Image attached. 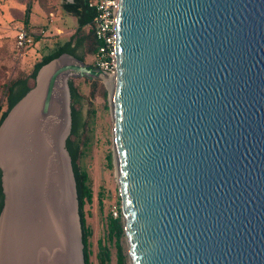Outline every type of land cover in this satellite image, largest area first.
I'll list each match as a JSON object with an SVG mask.
<instances>
[{"label": "water", "instance_id": "1", "mask_svg": "<svg viewBox=\"0 0 264 264\" xmlns=\"http://www.w3.org/2000/svg\"><path fill=\"white\" fill-rule=\"evenodd\" d=\"M115 52V173L130 264H264V0H119ZM62 57L42 100H20L5 117L0 132L8 120L18 126L7 128L3 145L29 122L51 118L61 78L68 136L67 79L105 76ZM25 139L16 161L5 149L8 190L21 168L15 186L24 185L31 214L43 211L39 231L58 243L46 254L83 264L71 165L61 175ZM13 213L14 236L22 224ZM5 225L0 257L17 264L21 255Z\"/></svg>", "mask_w": 264, "mask_h": 264}, {"label": "rangeland", "instance_id": "2", "mask_svg": "<svg viewBox=\"0 0 264 264\" xmlns=\"http://www.w3.org/2000/svg\"><path fill=\"white\" fill-rule=\"evenodd\" d=\"M14 43V37L9 38L5 37V35L0 37V105H2L0 108V113L6 108V105L4 104L5 90L3 88V84L6 83L13 74L11 73L12 67H9V65L13 64L15 60H17L16 58L22 54L17 52ZM93 81L97 82L94 97L90 95V83ZM69 82H72V84L81 94V98L77 100L74 105L76 112V128L74 133L75 136L72 137L71 140L80 144V148L83 149V154L80 158L79 165L88 176V185L92 194L90 204H85L84 206L86 224L91 232L88 238L90 251L89 262L90 264H101L99 259L101 246L104 248L106 247L109 252V259L106 264H118L119 250L124 256V264H130L124 228L123 234L118 239L114 235L109 236L108 233L109 218L122 217L119 184L115 173L111 89L105 84L104 81L100 79L88 81L82 78L69 77L67 79L68 92ZM102 89H104L106 92L105 98L102 97ZM54 96L55 97L51 108V118H46L43 122L41 121L39 125L36 123V126H33V124L29 122L28 125L31 126H28V131H26V127L24 126V128H21V130L13 132L12 135L7 140H5V149L11 151L13 156L11 161L14 162L18 156L25 154L28 144L25 136H28V138L31 139L29 144H32L33 150H37L40 149L43 144L42 131L44 129H46L50 134L54 132L56 133L59 127L56 114L57 110L60 108V102L57 97V93H55ZM69 108L71 119V101L69 103ZM29 118L30 121H32L36 117L31 116ZM56 127L57 129L55 130ZM71 127L72 119L70 122L69 134L64 142L65 151L66 141L71 137ZM82 142H85L84 146L81 145ZM18 150L19 153L17 154ZM5 152L6 151H4V154ZM7 162L10 163L9 158ZM46 162L47 166V164H49L47 159ZM62 163L61 166L58 165V168L60 167L59 169H61L63 172V165L64 169L67 164L70 165V160L66 158L65 154L62 156ZM51 169H53L52 165ZM13 171L16 176L13 178V180L11 179L12 181L10 182L11 185L9 186V192L12 195V200L10 199L8 202L11 204L13 203L14 206L19 205V202L22 203V210L24 209L23 212L21 210L16 214L18 225H22L20 227L14 228V230H16V235L14 236L12 234L13 228H11L9 221L7 222L8 226L5 224L4 225L7 227L5 229L8 230L7 242H9L10 247H13V244L11 245L10 243L14 242L16 253L21 255V257H18L21 258V261H18L17 264H36L38 261L37 258L41 264H71V262H68L67 260L65 261V259L59 263L55 261L56 256H49L46 254V248H52L58 243L56 241L55 244H53L54 242L52 239V234L48 230L45 232L44 230L43 232L39 231L38 228L40 223V227H42V224L44 223L43 211L37 209L35 211V215L31 214L32 210L30 211L31 208L28 206V204H30V197L28 198L27 193H20V190L23 189L24 185L17 183V187L15 186L16 181L20 177L19 174L23 170L20 168L19 173L16 170ZM68 184L69 187L72 186L70 182H68ZM34 189H36L35 182L32 185V190L30 189L31 196L34 192ZM32 218L34 222H32ZM43 255L44 257L42 258ZM78 261V264H81L79 259ZM13 263L16 264V261Z\"/></svg>", "mask_w": 264, "mask_h": 264}, {"label": "crops", "instance_id": "3", "mask_svg": "<svg viewBox=\"0 0 264 264\" xmlns=\"http://www.w3.org/2000/svg\"><path fill=\"white\" fill-rule=\"evenodd\" d=\"M96 1L0 0V37L5 35V37H14L15 39L16 29L24 26L32 40V43L16 58L17 60L9 65V67H12L11 73L13 74L7 83L12 86L11 95H14V98H20L19 101L27 99L28 101L40 102L49 76L55 68L67 61L66 57L57 60L62 55H68L86 64H92L93 55L96 51L92 33V21L83 23L88 18L83 6L86 4L89 11L95 14L94 8L88 6V3L94 4ZM79 21H81L82 25ZM60 51L62 52L58 57L41 66L35 77L32 78L33 70L37 63ZM14 106L9 110L8 114L11 111L9 116L16 113L18 107L14 108ZM9 126L12 128L18 125L14 123L13 119L8 120L3 124L1 130L3 128L7 129ZM4 146H6V142L3 145L1 141L0 156L3 158V163H0V183L3 205L0 214L5 209V220L0 221V226L8 222L14 211L13 208L9 207L10 203L8 200L11 199L9 190L8 188L7 191L5 189V181H7L5 176L7 153L5 152L4 154ZM21 210L22 203L19 202V208H15L14 213H18ZM11 260L9 255L2 256L0 257V264H10L8 262Z\"/></svg>", "mask_w": 264, "mask_h": 264}, {"label": "trees", "instance_id": "4", "mask_svg": "<svg viewBox=\"0 0 264 264\" xmlns=\"http://www.w3.org/2000/svg\"><path fill=\"white\" fill-rule=\"evenodd\" d=\"M83 9L87 13V21L83 23H87L88 21H93L94 13L89 11V8L86 6V4L83 6ZM92 19V20H91ZM79 23L82 25L81 21ZM94 38V35H93ZM94 45L95 49L97 48V41L94 38ZM62 51L58 52L57 54L53 56H49L44 58L41 62L37 63L34 67L32 78L35 77L37 71L39 68L46 63H48L50 60L54 59L55 57H58L61 54ZM91 91L90 95L92 97L95 96L97 82L93 81L90 83ZM4 88V104L6 105L5 110H3L0 113V124L8 114L9 110L19 101L20 98H14V95H11V89L12 86L9 85L7 82L3 84ZM9 93V95H8ZM69 94H70V101H71V119H72V127L70 135L71 137L66 141V151L68 153L69 159H70V165L72 169L73 179H74V185H75V193H76V200H77V213L79 218V224H80V230H81V241H82V258H83V264H90L89 262V243L88 238L91 234L89 227L86 224L85 219V213H84V206L85 204H90L92 194L88 185V176L86 172L80 167L79 161L83 154V149L80 148V144L75 143L71 140L72 137H74L75 133V103L77 100L81 98V94L79 93L78 89L72 84V82H69ZM102 97L105 98L106 92L104 89H102ZM21 97V96H20ZM2 105H0V108ZM82 146L85 145V142H82ZM3 205V194L1 189V183H0V211L2 209ZM108 233L109 236H115L117 239L121 237L123 234V226L121 218H112L110 217L108 220ZM99 259L101 264H106V262L109 259V252L107 248L100 246V254ZM118 264H124V256L121 254V251H118Z\"/></svg>", "mask_w": 264, "mask_h": 264}, {"label": "built area", "instance_id": "5", "mask_svg": "<svg viewBox=\"0 0 264 264\" xmlns=\"http://www.w3.org/2000/svg\"><path fill=\"white\" fill-rule=\"evenodd\" d=\"M119 0H97L88 6L94 8L92 33L97 41L92 66L102 72L105 78L115 76V19ZM32 40L24 26L16 29L15 48L21 54Z\"/></svg>", "mask_w": 264, "mask_h": 264}, {"label": "bare ground", "instance_id": "6", "mask_svg": "<svg viewBox=\"0 0 264 264\" xmlns=\"http://www.w3.org/2000/svg\"><path fill=\"white\" fill-rule=\"evenodd\" d=\"M64 81L65 79L61 78L58 83V87L56 89V92L58 95L57 97L59 99V102H61L60 109H58V112H57L58 114H56L59 127L58 129L56 127L55 128V130L57 129L56 133L54 132L52 134H50L46 129L42 131V138H43L42 143L43 144L41 146V152H40L42 161L44 162V158L46 157V159H48L49 164L52 165L53 168L58 169V171H59L58 164L61 166L62 156L65 154L64 141L66 138L65 136H67V132L69 130L68 129V118L66 115L67 114V105H66L67 97H66ZM103 81L111 89V95H112L113 88H114V78H103ZM6 130L7 129L3 128L0 132V149H1V141H2L3 135ZM0 154H1V150H0ZM48 156L50 158H48ZM0 163H3V158H1V156H0ZM60 173L62 175V171ZM7 188H8V184H7V181H5L6 191H7ZM4 234H5L4 229L2 228V226H0V251L1 249H3L4 243H5ZM10 257L11 256H9V258ZM10 263L14 264L13 262H10Z\"/></svg>", "mask_w": 264, "mask_h": 264}]
</instances>
